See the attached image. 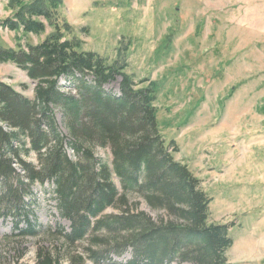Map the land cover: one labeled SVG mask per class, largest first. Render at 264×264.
I'll list each match as a JSON object with an SVG mask.
<instances>
[{"label": "rangeland", "instance_id": "1", "mask_svg": "<svg viewBox=\"0 0 264 264\" xmlns=\"http://www.w3.org/2000/svg\"><path fill=\"white\" fill-rule=\"evenodd\" d=\"M15 13L11 0H0L1 25ZM59 18L73 27L69 37L82 42L83 50L121 67L138 88L154 89L158 124L166 141L176 142V160L188 165L211 197L210 222L229 226L228 262L264 264V0H62ZM1 25L5 48L36 45L53 32L50 26L38 35ZM0 80L35 97L37 82L13 62H0ZM121 80L117 75L105 90L119 94ZM60 84L76 93L80 83L62 78ZM54 111L68 135L60 107ZM95 154L111 160L108 148L98 146ZM26 160L36 163V155ZM15 167L25 175L20 163ZM23 180L11 181L24 193L20 212L0 199V264H36L42 249L70 264L59 231H69L71 223L60 214L54 184ZM141 209L157 219L163 214L145 202ZM28 219L40 228L36 236L23 234ZM87 245L79 243L70 253ZM130 258L128 250L113 257L115 263L102 264Z\"/></svg>", "mask_w": 264, "mask_h": 264}, {"label": "trees", "instance_id": "2", "mask_svg": "<svg viewBox=\"0 0 264 264\" xmlns=\"http://www.w3.org/2000/svg\"><path fill=\"white\" fill-rule=\"evenodd\" d=\"M11 2L16 13L1 26L38 35L50 26L53 32L36 45L0 47V62L15 63L37 82L30 98L0 80L3 206L20 212L18 205H25L12 179L53 183L60 214L71 223L69 231L61 226L59 231L70 264L115 263L112 258L128 250L125 264H230L229 226L210 222L211 197L188 165L176 160L178 146L166 141L158 124L154 89L138 88L121 67L69 37L73 27L59 18L62 0ZM117 75L120 93L114 94L105 85ZM62 78L79 80L77 92L64 90ZM56 106L68 135L59 126ZM98 146L110 150L111 160L96 156ZM32 154L36 163L26 160ZM144 202L163 214L152 217L141 209ZM108 208L117 211L108 213ZM37 226L28 219L23 234L36 236ZM86 241L82 252L70 253ZM36 264L62 263L59 254L42 249Z\"/></svg>", "mask_w": 264, "mask_h": 264}]
</instances>
